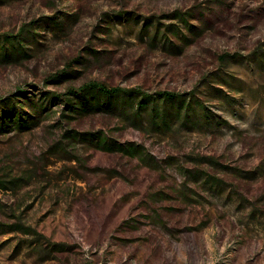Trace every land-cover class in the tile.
<instances>
[{
	"label": "rangeland",
	"instance_id": "374dc122",
	"mask_svg": "<svg viewBox=\"0 0 264 264\" xmlns=\"http://www.w3.org/2000/svg\"><path fill=\"white\" fill-rule=\"evenodd\" d=\"M23 24L0 97L36 121L0 129V264H264V0H0V35ZM92 80L192 92L207 117L28 107Z\"/></svg>",
	"mask_w": 264,
	"mask_h": 264
},
{
	"label": "trees",
	"instance_id": "16d2710c",
	"mask_svg": "<svg viewBox=\"0 0 264 264\" xmlns=\"http://www.w3.org/2000/svg\"><path fill=\"white\" fill-rule=\"evenodd\" d=\"M177 15L182 19L181 13ZM173 29V28H172ZM31 29L23 24L17 33L0 35V63H8L24 54V44ZM264 53V52H263ZM64 70L52 74L53 80L59 79ZM28 99L30 110L39 111L47 100L59 101L64 104L63 113H81L83 111L108 110L125 120L136 123L146 113L147 123L160 130L171 128L174 121L188 126L207 117V108L201 101H195L192 92H176L171 90L144 91L140 88H122L108 86L100 81H88L79 86H69L64 91L45 90L40 98ZM22 100L16 95L0 97V129L28 127L36 121L32 113L24 112L20 105ZM43 109V107H41ZM34 113V112H33ZM66 134L71 138L94 140L106 150L124 149L138 151L137 147L116 145L100 133L69 130ZM15 178L0 179L5 188L14 183Z\"/></svg>",
	"mask_w": 264,
	"mask_h": 264
}]
</instances>
